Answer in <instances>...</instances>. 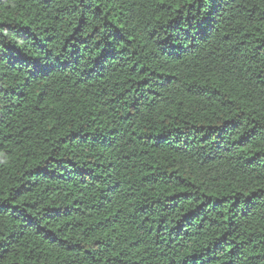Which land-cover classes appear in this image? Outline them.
Wrapping results in <instances>:
<instances>
[{
	"label": "trees",
	"instance_id": "trees-1",
	"mask_svg": "<svg viewBox=\"0 0 264 264\" xmlns=\"http://www.w3.org/2000/svg\"><path fill=\"white\" fill-rule=\"evenodd\" d=\"M0 264H264V0H0Z\"/></svg>",
	"mask_w": 264,
	"mask_h": 264
}]
</instances>
